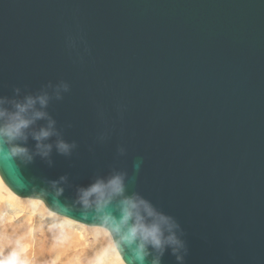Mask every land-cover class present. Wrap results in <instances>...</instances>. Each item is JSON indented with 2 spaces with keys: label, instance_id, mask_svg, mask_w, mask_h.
<instances>
[{
  "label": "water",
  "instance_id": "obj_1",
  "mask_svg": "<svg viewBox=\"0 0 264 264\" xmlns=\"http://www.w3.org/2000/svg\"><path fill=\"white\" fill-rule=\"evenodd\" d=\"M61 81L48 111L78 147L54 167L0 156L10 191L67 175L62 203L40 202L103 228L77 189L123 173L180 225L184 264H264V0H0V96Z\"/></svg>",
  "mask_w": 264,
  "mask_h": 264
},
{
  "label": "clouds",
  "instance_id": "obj_2",
  "mask_svg": "<svg viewBox=\"0 0 264 264\" xmlns=\"http://www.w3.org/2000/svg\"><path fill=\"white\" fill-rule=\"evenodd\" d=\"M69 91V84L61 81L48 83L35 93L22 94L17 87L12 97L0 96V156L18 158L25 165L39 158L48 167L55 165L54 152L71 157L78 145L65 139L48 111L53 100H62ZM107 138L108 132L104 131L97 140L102 143ZM30 141L33 147L28 146ZM119 154H125L123 147ZM139 167L137 162V171ZM68 180L67 175H62L46 181L47 187L36 192L37 201L50 198L54 204H61ZM77 202L86 210L92 209L99 224L116 236V245L127 250L130 264H163L169 251L177 264H184L188 249L180 225L138 194L126 195L125 174L114 172L106 178L97 177L88 186L78 188ZM0 264L28 262L13 252Z\"/></svg>",
  "mask_w": 264,
  "mask_h": 264
},
{
  "label": "rangeland",
  "instance_id": "obj_3",
  "mask_svg": "<svg viewBox=\"0 0 264 264\" xmlns=\"http://www.w3.org/2000/svg\"><path fill=\"white\" fill-rule=\"evenodd\" d=\"M0 187L9 197L0 212V221H3L2 224L5 226L11 223L14 227V232H16V229L24 230L23 233L18 231L19 239L16 242L18 246L17 244L16 246L21 253L19 257L27 260L28 264H47L45 260L48 257L51 262L54 259V263L52 262L51 264H63L64 261H69L71 264H82L84 259H86L85 264H105L100 259L98 260V256L105 254V250H108L111 254L113 253L112 256L116 259L114 260L115 262L113 261L114 263L125 264L120 258L115 244H113L110 233L106 229L100 227L92 228L72 222L69 219L51 213L43 202L26 198L21 199L4 185L1 177ZM15 200L31 204H42L41 210L37 211L36 220L31 221L28 218L26 219V217L24 219H13L12 212L14 205H16ZM15 208L20 210V216H23L24 212L30 211L29 208H21L17 205ZM1 229L0 242L8 237L7 235H2L4 231ZM59 245L61 249H59Z\"/></svg>",
  "mask_w": 264,
  "mask_h": 264
},
{
  "label": "bare ground",
  "instance_id": "obj_4",
  "mask_svg": "<svg viewBox=\"0 0 264 264\" xmlns=\"http://www.w3.org/2000/svg\"><path fill=\"white\" fill-rule=\"evenodd\" d=\"M9 199V197H7V195L5 194V192L1 189V187H0V212L2 211V209H3V206L5 205V203H6V200H8ZM15 204L17 205V206H20L21 208H29L30 209V211L29 212H24L25 214L23 215V216H20V210L19 209H16L15 207H16V205H14V210H13V219L15 218V219H18V218H23L24 219V217H26V219L28 218L29 220H33V221H35L36 220V218H37V211L38 210H41V206H42V204H35V203H25L24 201H16L15 200ZM7 210V209H6ZM18 210H19V212H18ZM11 211V210H10ZM19 216V217H18ZM8 220H9V218H8ZM2 222L3 221H0V223H1V225H0V229L2 230V231H4L3 232V236L4 235H7L8 237L7 238H10V239H4L3 241H1L0 242V249H1V253H0V260L1 261H3V260H5L8 256H9V254L10 253H13V252H15V253H17L18 254V256L19 255H21V253H20V250L18 249V243H16L17 242V240L19 239L18 237H19V234H18V231H20L21 233H23V229H16V232H14L15 230H14V227L12 226V224L10 223V224H7L6 226L5 225H3L2 224ZM5 224V223H4ZM28 225V224H27ZM41 227V226H40ZM11 230V231H10ZM26 230V229H25ZM28 239V238H27ZM27 241V240H26ZM16 244H17V246H16ZM25 244H26V242H25ZM59 249H61V247H60V245H59ZM113 255V253L111 254L108 250H105V254H103V255H101V256H98L99 258H98V260L100 259L101 261H103L105 264L106 263H108V264H116V263H114L115 261L114 260H116L115 259V257H113L112 256ZM112 257H113V259H112ZM49 258V257H48ZM48 258H46V260H45V262L47 263V264H51L53 261H54V259L52 260V262H51V259H49L48 260ZM91 258V257H90ZM85 260L86 259H84L83 260V262H82V264H85ZM114 261V262H113ZM56 262V261H55ZM112 262V263H111ZM54 263V262H53ZM62 264V263H61ZM63 264H71L69 261H64L63 262Z\"/></svg>",
  "mask_w": 264,
  "mask_h": 264
}]
</instances>
